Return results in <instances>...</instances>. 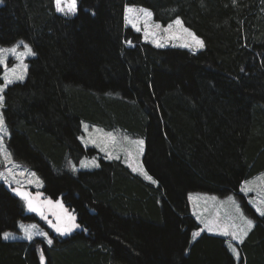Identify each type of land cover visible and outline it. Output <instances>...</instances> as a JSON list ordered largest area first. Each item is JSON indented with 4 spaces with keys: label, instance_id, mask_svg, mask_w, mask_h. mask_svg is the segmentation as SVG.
Returning <instances> with one entry per match:
<instances>
[{
    "label": "trees",
    "instance_id": "obj_1",
    "mask_svg": "<svg viewBox=\"0 0 264 264\" xmlns=\"http://www.w3.org/2000/svg\"><path fill=\"white\" fill-rule=\"evenodd\" d=\"M132 4L163 24L180 17L204 48L145 41L125 22ZM78 9L66 17L54 0L0 3V47L24 40L35 52L25 80L4 92L8 146L79 225L52 245L3 239L35 215L0 181V264H42L41 252L43 264H237L225 237L193 239V191L237 198L255 223L239 262L264 264V216L241 192L264 171V0H79ZM84 121L141 136L156 183L86 148ZM86 156L99 167H67Z\"/></svg>",
    "mask_w": 264,
    "mask_h": 264
},
{
    "label": "rangeland",
    "instance_id": "obj_2",
    "mask_svg": "<svg viewBox=\"0 0 264 264\" xmlns=\"http://www.w3.org/2000/svg\"><path fill=\"white\" fill-rule=\"evenodd\" d=\"M78 5H79V0H78ZM131 6H135L137 8L148 9L152 12V10L150 8L142 6V5H135V4L133 5L132 4ZM57 13L59 15L65 16L62 13H59V12H57ZM69 16H73V15H69ZM66 17H68V16H66ZM174 20L170 21L167 24H163L162 22L155 20L153 15H152L151 20L148 22L149 23L148 28L145 27V25L142 21L140 23H138V26L141 28V31H139V32L142 33L143 39L145 41H148L151 43H153L152 42V39H153L152 36L150 35L148 39H145L144 32L146 30L149 32H156L157 33L156 39H158L161 43H163L165 45L164 47H167V46L183 47L182 45L184 43H190L191 44L192 38L190 36H188L187 33H184L180 26H176V25L173 26V29L171 30L172 31L171 38H169L168 34L163 32V29L166 28L168 24L173 23ZM156 23H159L161 25L160 29H155L153 27L154 24H156ZM182 24H183V28L190 29L189 27L185 26L183 21H182ZM127 25L131 26L130 24H127ZM190 30H191V32L194 33V31L192 29H190ZM195 36L199 37L196 34H195ZM200 39L203 40L202 38H200ZM17 43H15L14 45H16ZM25 43L27 45L31 46L29 43H27V42H25ZM133 44L134 43L132 42L129 45H133ZM14 45L3 46V48H11ZM154 45H156V44H154ZM31 48H32V46H31ZM183 48H186V47H183ZM186 49H188L190 51H198L202 48H199V47L193 45L192 47H188ZM24 50L25 49H24L23 45H21L20 48L18 49V51H20V52H23ZM32 50H33V48H32ZM30 57H32V56H27L26 58H24L23 62L25 64H27V66H28V59ZM7 63H8V68L10 69L14 64L18 63V61L12 55H8ZM3 75H4V72H3ZM26 76H27V72H26L25 78H26ZM16 82H18V81H16ZM84 124H87L89 126L88 131L86 132L84 130V127H83L82 134L79 135V138L83 136L85 139H84V141H81V139H79V140L85 145L86 148L91 147V146L96 147L99 150V154L104 156L107 159H117L116 157H119L118 159L123 161L132 170H133V168L138 169L137 171H134V172L138 173L139 175H141L142 177H144L147 180H150V179H148L149 176L152 178V176L149 174V172L146 171V168L143 165V162H142L143 154L140 155L138 152L137 146L130 142V141H135V140H140V139L144 140L141 136L133 135L130 132H128L127 130L122 129L119 126L109 128V127H105L101 124L92 123V122H85V121L83 122V125ZM7 128H8V126H7ZM96 129H100L101 131L97 132ZM8 132H9V135L6 136L4 143L7 147V149L11 152V150L8 146V143H7V140L10 137L9 128H8ZM108 133H112V135L115 137V140H112L107 135ZM125 137H128V139L127 140L124 139ZM93 140H95V142H96L95 144L92 143ZM144 145H143V148H144ZM109 154H111V158H109ZM12 159L17 164L21 165L22 167L14 168L12 164L0 163V171L6 172V169L11 167V168H13V172L15 174L14 178L13 177L9 178V182H6L3 179H0V181H4V183H6V185L9 186L13 192H15L13 189L19 188L21 191L29 193L33 202L40 207V212L30 211L27 208L26 201L24 200L25 205H26V209H27L26 214H33V215H35L34 216L35 218L26 219V220L19 219L17 221L16 229L6 230L8 232H12L15 234V238L8 239V240L32 241L35 238H41L47 243V240L50 238L54 243L56 241V238H63L65 235H61L60 233H58L55 230V228L53 227V225L62 224L66 221V219L69 215H71V216H73V215L68 210V208L65 206V204L63 203V200L61 198L51 199L49 197H43L42 189L44 188V185H45L44 180H43L42 176L36 170L31 168L26 162H23L22 160L17 159L13 154H12ZM93 159L99 165V156H93V157L86 156L81 161H84L85 163H87L89 161H92ZM80 162L75 163L73 160L69 159V160H67V167L70 168L71 170H73L71 165L75 164L76 165L75 171H78L81 169H94V168H96L94 166L81 167ZM141 168L143 171L139 170ZM31 173H35L36 174L35 177L32 176ZM144 173H147V175H145ZM36 177H39L38 181L36 180ZM152 180H153V178H152ZM246 181L251 182L250 185H248V186L252 187V189H253L252 190L253 192H252V195L250 196V198L255 196L254 198H256V200H253V201L257 202L259 204V201L261 199H264V172H262L258 175H255V176L251 177V179H248ZM245 182L243 183L244 187H246ZM15 193H17V192H15ZM49 200L52 203L49 204L48 203ZM189 203H190V208H191L192 214L194 215L195 218L197 216L196 219H197L198 223L200 224V227L198 229H196L194 232H200V229L204 228V223H202V221L203 222H212V223L219 225V226H224V225H229V224L241 225L242 220L240 219V213H243V216L247 217L248 219H251L244 213V211L241 207V204L237 200V198H236V201L234 204L231 200H229L228 195L226 197V196H220V195L214 194V193H209L206 191H193V192L189 193ZM236 204L239 205V211H237ZM59 205H62L63 207H60ZM41 212L43 213V215H41ZM58 217L60 218L59 220H58ZM75 223H76V221H75ZM21 225H24L25 227L31 226V225H36L37 227L35 229H32V231L34 233L45 232V233H47V236L36 234V235H34L32 240H28L24 236V231L21 228ZM74 229H76V228H74ZM229 230L231 231L232 229H229ZM72 231L69 234H72L73 233ZM206 231H208V230H206ZM208 232H210V231H208ZM210 233L219 234V230L211 231ZM69 234H66V235H69ZM237 264H240V262L238 261Z\"/></svg>",
    "mask_w": 264,
    "mask_h": 264
},
{
    "label": "snow or ice",
    "instance_id": "obj_3",
    "mask_svg": "<svg viewBox=\"0 0 264 264\" xmlns=\"http://www.w3.org/2000/svg\"><path fill=\"white\" fill-rule=\"evenodd\" d=\"M3 0H0V3H2ZM236 0H233V3L235 4ZM55 3V10L59 13H62L65 16L69 15H76L78 12V0H54ZM153 13L144 8H137L135 6L128 5L125 7V22L127 24H130L133 28H135L136 31H141V28L138 26V23L141 21L144 23L145 27H149V21L152 18ZM180 26L182 28V31L184 33H187L188 36L192 38L191 44L190 43H184L182 46L183 47H192L193 45L203 48L204 47V42L201 40L199 37L195 36V33L191 32L190 29L188 28H183L182 20L177 17L173 23H170L167 25L166 28L163 29V32L168 34L169 38L172 36V29L173 26ZM155 29H160L161 25L159 23L154 24L153 26ZM152 36V42L156 44L157 47H164L165 45L161 43L158 39H156L157 33L156 32H149L145 31L144 32V37L145 39H148L149 36ZM127 43L131 44V41H128ZM24 46V51L20 52L18 49L20 46ZM8 55H12L15 57V59L18 61V63L14 64L10 69L8 68ZM35 52L32 50L31 46L27 45L23 40L19 41L16 45H14L11 48H3L0 47V66L4 68V75L0 77V80H2V83H0V163L4 164H12L14 168H20L22 167L21 165L17 164L13 159H12V153L7 149L4 141L6 136L9 135L7 124H6V119L3 113V109L5 107V96L4 92L5 89L15 83L16 81H23L25 79V75L27 72V64H25L24 58L27 56H34ZM84 130L87 132L88 131V125L84 124L83 125ZM97 132L101 131L100 129H96ZM112 140H115V137L112 135V133L107 134ZM81 141H84V137H80ZM124 139H128V137H125ZM131 143L135 144L138 148V152L140 155L143 154L144 148V140H135V141H130ZM92 143H96L95 140L92 141ZM103 150V149H102ZM109 158H111V154H109ZM117 159L119 157H116ZM81 167H89V166H94V167H99L98 163L93 159L92 161H89L85 163L84 161L80 162ZM73 171L76 170V165L72 164L71 165ZM137 168H133V171H137ZM140 171H143L142 168L139 169ZM147 175V173H144ZM14 172L13 168H7L6 172L5 171H0V179L5 180L6 182H9V178L13 177L14 178ZM32 176L35 177V173H31ZM148 179H152L150 176ZM36 180H39V177H36ZM153 183H156L155 180H152ZM251 182L246 181L245 185L246 187L242 188V191L248 192L252 191V187L248 186L250 185ZM15 192H17L18 195H20L27 203V208L30 211L33 212H40V207L36 205L33 200L30 197V194L24 191H21L19 188L13 189ZM191 198V197H190ZM229 200H231L235 204V200L232 197H229ZM48 203H52L50 200ZM59 203V202H58ZM60 207H63L62 205H59ZM237 211H239V205L236 204ZM256 211L259 213L260 216H264V199H261L259 201V205L256 206ZM41 215L43 213L41 212ZM60 218L58 217V220ZM240 219L242 220L241 225H236V224H229V225H224V226H219L216 225L212 222H203L204 223V228L200 229V231H204L205 229L208 231H216V230H221L222 234L225 236H230L231 239L228 241V248L232 252V254L236 257L237 260L240 258V252L238 248L233 244V241L238 242L239 244H243L245 237H247L249 231L254 227V221L251 219H248L247 217L243 216V213H240ZM37 226L36 225H31L25 227L24 225H21V228L24 231V236L28 240H32L34 235L39 234L43 236H47V233L45 232H40V233H34L32 229H35ZM55 230L60 233L61 235H66L71 233V231L74 228L79 227L78 224L75 223V217L69 215L66 219V221L62 224H55L53 225ZM229 229H232L231 231ZM200 235V232H194L192 234L193 239H195L197 236ZM2 237L5 240L15 238V234L12 232L5 231L2 233ZM47 243L51 245L53 241L49 238L47 240ZM40 260L43 264L44 261V255L41 252L40 255Z\"/></svg>",
    "mask_w": 264,
    "mask_h": 264
},
{
    "label": "crops",
    "instance_id": "obj_4",
    "mask_svg": "<svg viewBox=\"0 0 264 264\" xmlns=\"http://www.w3.org/2000/svg\"><path fill=\"white\" fill-rule=\"evenodd\" d=\"M264 172V171H263ZM262 173V172H261ZM260 174V173H259ZM258 175V174H257ZM248 179H251V178H248ZM248 179H246V180H248ZM246 180H244L243 181V183L246 181ZM243 183H242V185H241V192H243L244 194H246L247 195V197H248V200H249V202L254 206V208L256 209V206L257 205H259L257 202H254L253 200H256V198H254V197H252V198H250V196L252 195V192L253 191H248V192H245V191H242V188H244V186H243ZM227 197V196H226ZM228 197H232V198H234V200L236 201V197L234 196V195H232V194H230V195H228ZM196 216V215H195ZM196 218H197V216H196ZM254 225H255V223H254ZM252 230V229H251ZM250 230V231H251ZM206 231V230H205ZM249 231V232H250ZM201 232V231H200ZM206 232H208V231H206ZM249 234V233H248ZM219 235H221V236H223V237H225L226 238V244H227V246H228V241L231 239V237L230 236H225V235H223L222 234V232L219 230ZM246 238V237H245ZM233 244H235V246L238 248V250H239V243L238 242H236V241H233ZM240 252V251H239ZM235 257V256H234ZM240 258H241V253H240ZM240 258H239V260H237L236 259V257H235V259H236V261L238 262V261H240Z\"/></svg>",
    "mask_w": 264,
    "mask_h": 264
}]
</instances>
